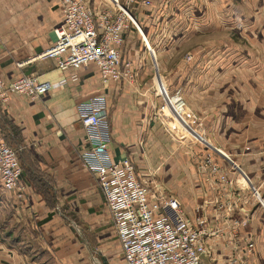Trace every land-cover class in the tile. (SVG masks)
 <instances>
[{"label":"crops","instance_id":"crops-1","mask_svg":"<svg viewBox=\"0 0 264 264\" xmlns=\"http://www.w3.org/2000/svg\"><path fill=\"white\" fill-rule=\"evenodd\" d=\"M153 3L138 12L150 49L134 27L124 31L119 47L121 57L131 59L137 71L134 86L109 82L104 87L98 69L89 63L70 69L76 81H66L36 99L18 93L0 99V127L18 150L24 186L18 192L4 189L0 182V264H109L119 259L120 242L104 195L80 159L85 132L76 104L103 89L110 155L114 160L128 157L142 175L160 166L155 181L178 198L189 220H203L198 227L206 243L204 264H264V62L246 70L226 69L225 53L212 67L208 47L215 42L229 45L226 29L241 35L240 5L233 4L230 12L229 6L215 9L216 14L226 11L232 16L221 27L216 14L217 23L213 16L209 23L207 0ZM256 7L253 4L250 31L261 44L264 14L259 16ZM61 17L54 0H0L1 80L24 73L55 81L68 74L56 66V59L39 55L53 44L52 28ZM213 31L217 35L211 37ZM184 44L194 53L187 67L174 69L169 77L155 74L156 51L174 53ZM197 46H207L206 54L203 49L201 56ZM157 76L167 90L181 88L196 114L204 113L207 135L200 127L207 144L175 137L154 116L152 105L161 103L155 92ZM177 148L188 160L182 169L168 161L169 151ZM206 158L219 165L216 172L205 164Z\"/></svg>","mask_w":264,"mask_h":264},{"label":"built area","instance_id":"built-area-1","mask_svg":"<svg viewBox=\"0 0 264 264\" xmlns=\"http://www.w3.org/2000/svg\"><path fill=\"white\" fill-rule=\"evenodd\" d=\"M54 1L60 8L61 21L52 28L53 44L39 55L56 59V66L68 71V76L50 81L23 73L8 82L0 79V99L6 100L12 93L36 99L66 81L70 84L76 81L77 76L70 73V69L89 63L98 69L104 87L109 82L134 86L137 71L132 67L131 59L121 57L119 47L124 31L134 27L142 36L147 50L150 49L140 28L138 12L152 6L154 0H108L97 6L89 5L87 0ZM164 89L165 94L158 87L155 89L162 101L161 105H152L154 116L159 117L175 137L188 136L198 141L204 134L199 117L179 90L170 93ZM106 94L103 89L80 99L76 113L85 132V146L80 159L98 180L120 242V257L109 264H204L206 243L198 227L203 220H189L178 198L166 193L159 182L140 174L128 157L114 160L110 155L111 131L106 114ZM162 107L189 132L180 134L172 128L159 113ZM205 160V164H210L209 158ZM210 165L212 171L218 170V164ZM20 175L18 150L6 141L0 127V182L3 188L22 191L24 186ZM218 175L226 181L224 173ZM251 246L252 241L248 243V247Z\"/></svg>","mask_w":264,"mask_h":264},{"label":"rangeland","instance_id":"rangeland-1","mask_svg":"<svg viewBox=\"0 0 264 264\" xmlns=\"http://www.w3.org/2000/svg\"><path fill=\"white\" fill-rule=\"evenodd\" d=\"M87 1H88L89 5L97 6V5H100L101 3H107L108 0H87ZM207 1H208L207 6L209 9V11H208L209 23L212 20V16H213V19H216L215 21L217 23V16H219V18L222 20L223 23H221V25L219 24L218 26H221V27L225 26L224 21L226 23V21L229 20L228 19L229 17H230V19H232L231 18L232 16L228 12H230L231 6H233V4L235 5V7L237 6V4L240 5L239 10L241 11V15H242L239 17L240 18L239 19V23H240L239 30L242 31L241 35H239V33L236 31L233 35L231 28L229 30L226 29L225 32L231 38V41L226 42V43H230L229 45L219 46L215 42L216 44L213 43L210 46H208L209 50H210V54L207 52V56L210 55V57H211L212 63H210V64L212 65V67L215 64L214 60L218 59V56H220V55L221 56L225 55V53L229 55V57L227 59L228 62H226L225 64H222L223 66L226 67V69L227 68L228 69H230V68H233V69L238 68L239 69L240 68V69L246 70V69H251L253 67L255 68L258 66L262 67L261 62L262 61L264 62V58H261V57H264V42L260 44V43H257L255 41V39L252 38V35H255V33L253 31H250V26L252 24L250 22L252 15H250V14L254 13L252 10L253 4H256L257 7L254 9L260 11V13L258 14L259 16H260V14L263 15L264 14V5H262V4H264V0H207ZM259 3H261L260 7L258 5ZM228 6H229L228 12L219 11L218 14H216V12L214 13L215 9H217V10L226 9V8H228ZM249 9H251L252 11ZM246 10H249V11L247 12ZM143 12H146V11H143ZM262 18H264V15ZM237 29L238 28H236V30ZM216 35H217L216 32H214V31L211 32V37L216 36ZM187 47L188 46H186L185 44L183 46H180V47L176 46L174 53H172L173 52L172 49H167L168 51H166L165 54H163V55L158 54V52L156 51V57H157L156 66L157 67L155 69L156 70L155 74H160L163 77H166V76L169 77L174 72V69H177V68H179L180 70L185 69L187 67V63H185V62L188 61L190 56L192 57V54L194 55V53H192L193 51H192L191 47H188V48ZM208 47L207 46L206 47L197 46L196 51L201 53L200 55L202 56L203 49H204V53L206 54V49ZM198 52H195V56L196 55L198 56ZM230 54H232V55H230ZM235 55H236V57H234ZM256 58H260V59H256ZM202 62L203 61H201V63ZM207 63L208 62L206 61V64ZM218 67L219 66H217V68ZM157 70H159V73ZM158 78L161 79L160 76H157L156 79H158ZM216 79H218V78H215V77L213 78V80H216ZM234 79H236V78L234 77ZM216 82H218V80H216ZM170 83L172 84V82H170ZM180 86H181V84H180ZM185 86L186 87L184 88V92H187L188 86L187 85H185ZM180 89L181 88H177L175 90H179V92H180L181 91ZM167 92L172 93V92H174V90L171 91V89L168 88ZM180 94H181V92H180ZM186 97L188 98V94ZM161 101H162V98H161ZM159 104L161 105V103H159ZM197 116L200 119L201 126L203 128H205V134L204 135H207V128L204 125V123L206 121V116L204 115V113H201V114L199 113V115L197 114ZM206 143H207V141H206ZM169 145L173 146L172 143H170V142H169ZM218 150H220V149H218ZM177 151H178V154H177ZM169 152H170L171 157H169L168 161H170L172 164H174L177 168L179 167L182 169L187 164L188 160H187L186 156L184 158V157H182V155H179V148H177V150H175V151L170 150ZM163 165H164V163H163ZM159 168H160L159 165L157 167L149 168L144 173V175H146L147 178H149L151 181H154V180H156L155 178H157L156 176H157V172H158Z\"/></svg>","mask_w":264,"mask_h":264},{"label":"bare ground","instance_id":"bare-ground-1","mask_svg":"<svg viewBox=\"0 0 264 264\" xmlns=\"http://www.w3.org/2000/svg\"><path fill=\"white\" fill-rule=\"evenodd\" d=\"M115 1V0H113ZM153 53V52H152ZM157 84H158V88L160 89L161 92H163V94H165V89H164V85H163V82L161 79H157L156 80ZM159 113L162 115V117L167 121L169 122V124L172 126V128L176 129V131H178L180 134H184V133H187L189 132V129H187V127L184 125V126H180L178 123H177V119L174 118V116L167 112L166 108L165 107H162L160 108V111ZM198 141L201 142L202 144L204 143L205 139H204V136H200L198 138ZM204 144H207L206 141Z\"/></svg>","mask_w":264,"mask_h":264}]
</instances>
